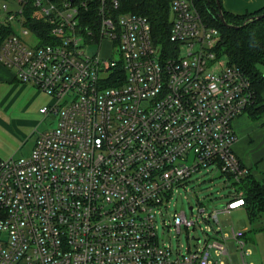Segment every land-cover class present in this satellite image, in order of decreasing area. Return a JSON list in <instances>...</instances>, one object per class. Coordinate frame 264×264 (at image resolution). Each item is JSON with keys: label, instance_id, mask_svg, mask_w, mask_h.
Masks as SVG:
<instances>
[{"label": "built area", "instance_id": "obj_1", "mask_svg": "<svg viewBox=\"0 0 264 264\" xmlns=\"http://www.w3.org/2000/svg\"><path fill=\"white\" fill-rule=\"evenodd\" d=\"M16 1L3 4L6 19L20 15L22 34L37 42L8 34L0 62L52 97L40 110L57 124L38 132L30 154L0 158V264H234L228 239L249 264L244 232L224 230L219 215L244 205L238 186L249 169L234 151L232 121L256 93L216 53L219 30L195 0H170L166 48L148 17L119 12V0H99L96 30L80 25L74 1L32 0L56 39L40 43L24 23L26 0ZM212 168L236 180L232 198L199 207L196 218L173 207L186 179ZM159 217L178 232L203 220L206 237L173 248Z\"/></svg>", "mask_w": 264, "mask_h": 264}, {"label": "trees", "instance_id": "obj_2", "mask_svg": "<svg viewBox=\"0 0 264 264\" xmlns=\"http://www.w3.org/2000/svg\"><path fill=\"white\" fill-rule=\"evenodd\" d=\"M62 4L65 0H54ZM80 4V25L83 28L91 26L96 30L99 22V0H71ZM119 12H130L148 17L152 24L155 41L163 47L170 45L171 12L170 0H119ZM24 5V22L27 27L35 31L40 43L54 42L55 37L49 34L50 26L37 16L36 7L32 0H26ZM85 3V5H83ZM201 16L210 25L218 28L219 41L215 47L219 56L227 58L231 65L240 67L251 79L256 101L248 112H257L264 92V17L255 18L264 13V7L254 12L235 14L224 8L222 0H195ZM219 5L222 8L227 24L220 18ZM15 32L11 25L0 26V46L4 38ZM259 105V106H258ZM238 188L243 191L244 207L250 219L264 214V177L258 179L252 174L246 175Z\"/></svg>", "mask_w": 264, "mask_h": 264}, {"label": "crops", "instance_id": "obj_3", "mask_svg": "<svg viewBox=\"0 0 264 264\" xmlns=\"http://www.w3.org/2000/svg\"><path fill=\"white\" fill-rule=\"evenodd\" d=\"M12 1L17 4L16 8L20 6L16 0ZM222 4L232 13L244 14L264 7V0H222ZM3 12L4 17L0 16L1 26L11 25L15 32L17 27L22 28L20 15L8 21L4 9ZM46 95L35 85L19 81L14 72L0 62V158L21 155L28 147L32 151L39 132H35L40 126L38 119L52 116L40 110L46 105ZM260 105L263 106L260 111L244 112L232 121L236 135L234 151L249 169L248 174L258 179L264 177V92ZM260 260L264 263V254Z\"/></svg>", "mask_w": 264, "mask_h": 264}, {"label": "rangeland", "instance_id": "obj_4", "mask_svg": "<svg viewBox=\"0 0 264 264\" xmlns=\"http://www.w3.org/2000/svg\"><path fill=\"white\" fill-rule=\"evenodd\" d=\"M6 3L11 9H15L17 4L12 0H0V16L4 17L3 4ZM196 4V3H195ZM197 6V4H196ZM198 8V6H197ZM16 32L22 34L20 27L16 28ZM28 44H35L36 38L33 33L28 35H21ZM109 45L104 42L101 47L102 53L108 52ZM227 59V58H226ZM264 72V67H262ZM45 103H52L53 99L50 95H46ZM56 116H50L48 119H38L40 126L36 128V133L40 130H46L56 126ZM42 118V117H41ZM30 152V147L24 149L21 155L24 156ZM253 168V167H252ZM235 179L223 174L218 168H212L210 171L202 169L189 178L186 179L185 186H181L173 196V207L176 206L178 210H185L189 217L196 218L199 213V207L205 206L207 211H212L218 205L226 204L232 195L230 191L237 190ZM191 206H194L192 210ZM220 223L224 230H229L232 226L244 232L242 239L246 242L244 249L248 251L246 255V262L249 264H264L260 257L264 254V214L255 219H250L244 206L239 209H234L229 212H220ZM161 217H159L158 233L160 238H163L167 243H171L173 248H181L185 250L188 246L194 247L196 241L193 236H201L203 239L206 237L205 232L206 222L201 220L195 226L189 229L183 227L180 232L175 227L164 228L161 225ZM213 227L217 225L211 224ZM211 234L212 232H208ZM229 248L230 259L234 264H242L241 247L234 239L226 241ZM229 259L227 255L224 257Z\"/></svg>", "mask_w": 264, "mask_h": 264}, {"label": "water", "instance_id": "obj_5", "mask_svg": "<svg viewBox=\"0 0 264 264\" xmlns=\"http://www.w3.org/2000/svg\"><path fill=\"white\" fill-rule=\"evenodd\" d=\"M219 7H220V8H219V10H220V12H219V14H220V18H221V20L223 21V23L227 24V21H226V19H225V17H224V14H223L222 8H221L220 5H219ZM262 17H264V13L257 15L255 18L259 19V18H262ZM219 206H220V205H219Z\"/></svg>", "mask_w": 264, "mask_h": 264}]
</instances>
